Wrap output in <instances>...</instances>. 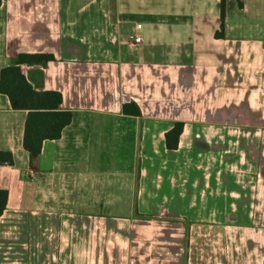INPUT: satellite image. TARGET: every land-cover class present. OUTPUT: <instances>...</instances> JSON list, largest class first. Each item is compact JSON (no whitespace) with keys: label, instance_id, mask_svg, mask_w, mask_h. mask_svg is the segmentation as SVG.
I'll use <instances>...</instances> for the list:
<instances>
[{"label":"crops","instance_id":"1","mask_svg":"<svg viewBox=\"0 0 264 264\" xmlns=\"http://www.w3.org/2000/svg\"><path fill=\"white\" fill-rule=\"evenodd\" d=\"M220 3L1 0L0 71L52 54L20 69L73 119L31 164L0 91V264H264V0H228L216 38Z\"/></svg>","mask_w":264,"mask_h":264},{"label":"trees","instance_id":"2","mask_svg":"<svg viewBox=\"0 0 264 264\" xmlns=\"http://www.w3.org/2000/svg\"><path fill=\"white\" fill-rule=\"evenodd\" d=\"M238 3L241 5L239 1ZM227 8L228 0H221V25L220 31L215 34L216 38L224 36ZM52 60H54V56L48 53H22L14 59L11 65L0 71V91L8 96L12 109L28 111L23 144L29 153L31 164L40 154L42 141L59 138L63 128L69 125L73 119V112L60 109L62 96L59 92L37 90L20 69L22 64L44 66ZM122 113L132 116L141 115L139 107L134 102L123 104ZM183 127L184 123L177 122L165 134L168 149L177 148ZM13 164L12 153L0 150V165ZM7 200L8 191L0 189V216L6 208Z\"/></svg>","mask_w":264,"mask_h":264},{"label":"rangeland","instance_id":"3","mask_svg":"<svg viewBox=\"0 0 264 264\" xmlns=\"http://www.w3.org/2000/svg\"><path fill=\"white\" fill-rule=\"evenodd\" d=\"M74 20H75V28L80 29L79 31H75L74 33H71V42L77 44V46L79 48L82 47L83 45V41L81 42L82 38L88 37L89 35H91V33L88 30L87 27L89 26L88 24V17L86 15H75L74 16ZM77 47V48H78ZM82 49V48H81ZM85 48H83L84 50ZM87 50V49H85Z\"/></svg>","mask_w":264,"mask_h":264},{"label":"built area","instance_id":"4","mask_svg":"<svg viewBox=\"0 0 264 264\" xmlns=\"http://www.w3.org/2000/svg\"><path fill=\"white\" fill-rule=\"evenodd\" d=\"M141 28V25H137V29ZM141 42V37L136 35L134 36V43H140Z\"/></svg>","mask_w":264,"mask_h":264}]
</instances>
